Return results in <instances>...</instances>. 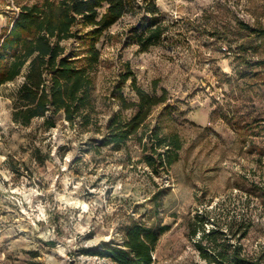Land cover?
I'll use <instances>...</instances> for the list:
<instances>
[{
    "label": "rangeland",
    "instance_id": "obj_1",
    "mask_svg": "<svg viewBox=\"0 0 264 264\" xmlns=\"http://www.w3.org/2000/svg\"><path fill=\"white\" fill-rule=\"evenodd\" d=\"M34 1L0 0V41L20 4ZM157 4L163 14L159 45L141 52L133 43L134 16L97 44L93 96L100 132L62 116L52 128L42 118L20 126L12 96L22 79L0 86V264H111L84 250L122 244L134 220L170 226L153 264H196L189 221L213 208L253 220L242 243L248 253L264 247V38L240 29L249 24L264 33V0ZM63 44L69 55L83 48L76 39ZM133 78L148 92H168V128H177L184 141L168 173L153 174L134 141L120 150L97 148L120 108L113 95L121 90L137 100Z\"/></svg>",
    "mask_w": 264,
    "mask_h": 264
},
{
    "label": "trees",
    "instance_id": "obj_2",
    "mask_svg": "<svg viewBox=\"0 0 264 264\" xmlns=\"http://www.w3.org/2000/svg\"><path fill=\"white\" fill-rule=\"evenodd\" d=\"M126 16L138 19L132 39L141 52L161 43L163 14L157 0H35L20 4L0 41V86L22 79L12 96L13 121L27 127L42 118L44 126L52 128L62 116L85 130L94 124L100 132L93 96L101 62L97 44ZM240 29L241 34L249 31L250 36L264 38L262 30L249 24H240ZM73 39L82 43L79 55L67 54L63 44ZM245 43L240 45L243 51ZM129 77L125 75L124 80ZM131 85L137 100H128L121 90L113 95L120 108L109 118L97 148L111 145L120 150L134 141L141 146V162L153 174L168 173L180 160L184 146L178 129L168 128L172 117L168 92L162 89L158 94L156 87L148 92L135 78ZM128 110L133 111L130 117L124 113ZM253 225L251 219L228 217L214 208L197 212L189 221V236L200 256L196 264H264V247L248 253L242 243ZM169 228L163 223L148 225L134 220L122 244L105 243L84 251L111 264H153L160 237Z\"/></svg>",
    "mask_w": 264,
    "mask_h": 264
}]
</instances>
